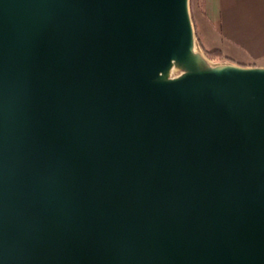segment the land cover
Wrapping results in <instances>:
<instances>
[{
	"label": "water",
	"instance_id": "95a60500",
	"mask_svg": "<svg viewBox=\"0 0 264 264\" xmlns=\"http://www.w3.org/2000/svg\"><path fill=\"white\" fill-rule=\"evenodd\" d=\"M0 264H264V67L189 0H0Z\"/></svg>",
	"mask_w": 264,
	"mask_h": 264
},
{
	"label": "crops",
	"instance_id": "0c3cea01",
	"mask_svg": "<svg viewBox=\"0 0 264 264\" xmlns=\"http://www.w3.org/2000/svg\"><path fill=\"white\" fill-rule=\"evenodd\" d=\"M193 6L212 37L209 46L200 41L204 50H220L228 63L264 67V0H193Z\"/></svg>",
	"mask_w": 264,
	"mask_h": 264
},
{
	"label": "rangeland",
	"instance_id": "374dc122",
	"mask_svg": "<svg viewBox=\"0 0 264 264\" xmlns=\"http://www.w3.org/2000/svg\"><path fill=\"white\" fill-rule=\"evenodd\" d=\"M194 10L195 9L193 6V0H189V13H190V17H191V21H192V25H193V29H194L195 50L197 52H199L205 59H207L209 61V64H211V65H216V64L226 62L224 57L223 58H216V59H209L206 56L205 51H211V50H204L203 47L201 46V43L204 46H209L212 42V40H211L212 37H211V34L205 29L202 22H200L198 17L196 15H194ZM200 41H201V43H200ZM180 73H181V71L174 67L173 69H171V71L169 73V77L170 78L177 77L180 75Z\"/></svg>",
	"mask_w": 264,
	"mask_h": 264
},
{
	"label": "trees",
	"instance_id": "16d2710c",
	"mask_svg": "<svg viewBox=\"0 0 264 264\" xmlns=\"http://www.w3.org/2000/svg\"><path fill=\"white\" fill-rule=\"evenodd\" d=\"M205 54L209 59L223 58L222 52L218 49L205 51Z\"/></svg>",
	"mask_w": 264,
	"mask_h": 264
}]
</instances>
